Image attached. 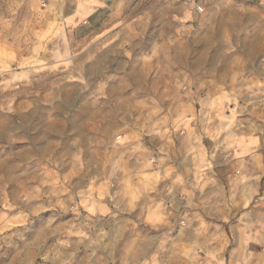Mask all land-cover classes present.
Returning <instances> with one entry per match:
<instances>
[{"label":"rangeland","instance_id":"1","mask_svg":"<svg viewBox=\"0 0 264 264\" xmlns=\"http://www.w3.org/2000/svg\"><path fill=\"white\" fill-rule=\"evenodd\" d=\"M113 1L116 3L108 5V12L69 26L63 20L69 7L64 0H0V264H218L223 256L228 259L230 246L222 252V242L203 235L218 230H212L217 229L214 225L208 228L211 219L203 213L198 215L199 208L190 209L187 223L180 213L174 216L180 203V175L166 180L162 175L150 178L133 174L138 165L143 174L158 168L159 160L163 163L168 154L175 158L172 141L179 155L178 136H184L182 130L189 124L199 126L207 141L217 132L218 123L227 119L230 108L231 112L237 110L240 118L249 108L260 112L264 103L260 100L264 96V53L252 61L239 50L244 46V36L237 35L230 25L227 0ZM184 13L188 17H182ZM62 30L68 35L66 42L72 44V80L69 63L62 68L55 65ZM104 45L115 48L102 53ZM85 72L94 75L92 82H85ZM53 90L90 92L96 115L93 119L99 128L108 124L107 135L99 128L91 133L63 132L62 144H71L72 134L91 136L98 149L101 142L107 143L110 159H116L124 169L122 175H106L108 187L129 189L128 197H121L124 204L134 201L138 193L147 194L155 188L158 204L166 208L171 197L167 193L177 191L169 201L170 210L159 212L168 219L166 225L157 229L139 226L130 210L120 216L109 213L98 219L108 221L104 228L97 227L89 243H82L76 252L70 241L61 242L72 220L70 175L46 174L58 173L60 168L67 171L72 165L67 160L59 165L21 164L15 159L5 162L8 153L22 147V135L31 134L18 131L16 142L4 130L8 126L5 115L13 111L16 102L35 101L38 93ZM141 144L151 153L141 164H130ZM225 154L220 151L218 156ZM227 165L221 166L222 170ZM250 168L253 174L263 173L260 194L251 205L261 203L253 209L264 216V168L241 164L229 171L234 186L231 192L236 201L242 197L244 176ZM209 173L211 177L206 176L194 187V204L190 206L201 207L212 201L202 194L206 190L216 195L215 174L212 170ZM218 176L228 191L226 176ZM206 183L209 189L202 188ZM20 204L38 205L40 210L27 212L19 208ZM11 223L15 227H10ZM228 223L218 224L227 229ZM41 225L47 227L46 237L36 251L30 240ZM195 227L199 238L196 242L189 238L185 243L186 235L191 237ZM197 252L205 257L204 263L190 259Z\"/></svg>","mask_w":264,"mask_h":264},{"label":"crops","instance_id":"2","mask_svg":"<svg viewBox=\"0 0 264 264\" xmlns=\"http://www.w3.org/2000/svg\"><path fill=\"white\" fill-rule=\"evenodd\" d=\"M64 3L69 7L64 10L63 20L67 25L74 26L86 18L108 12L111 10L108 5L114 4L116 1L64 0ZM227 3L231 8L229 20L232 23L230 25L234 26L232 28L236 30L237 35L244 36V46H241L239 50L244 51L246 57L252 58L253 61V58H258L260 53H264V0H227ZM103 4L107 6L101 7ZM186 16L188 17V14L184 13L182 17ZM61 36L63 39L57 46L59 60L55 62V65L62 68L65 66V62L69 63L70 80H72V44L66 42L68 35L65 31L62 30ZM114 48L113 45H104L102 53L105 50L107 53L112 52ZM251 65L252 63L248 66ZM262 65L264 66V61ZM90 72H85L86 83L92 82L94 77ZM35 96V101L32 99L28 103L16 102L13 111L5 115L8 126L4 130L6 133L9 132L16 142H19L18 131L31 133L26 136L22 135V141H20L22 147L8 153L5 162H13L15 159V162L18 161L21 164L52 163L59 165L67 160L72 165L67 171L60 168L58 173L50 171L46 174L70 175L68 199L69 202L74 203L72 204V220L69 222L70 231H67V236L62 237L61 242L68 244L70 241L71 249L76 252L82 245L89 243V239L93 237V232L97 227L104 228L108 221H100V217L109 213H118L120 216L122 213L131 211L135 218V224H139V226L145 224L152 229L161 228L165 223L167 224L168 219L161 217L159 212L165 210L167 213L170 210L172 205L169 204V201H173L172 197L177 196V191L176 194L167 193V196L171 197H168V203L167 201L165 203L166 208L158 204L157 196L159 194L155 188L150 189L147 194L144 192L138 193V196L134 194L136 195L133 198L134 201L130 200V204H124L121 197H128L129 189L123 187L124 189L116 191L108 187L109 179L106 175H122L121 171L124 169L117 164L116 159H110L107 143L101 142L98 149L97 143L93 142L91 136H74L72 134V143L62 144L63 132L91 133L100 129V132L107 135L108 124L99 128L97 121L93 119L96 115L92 108L93 103L89 101L90 92L53 90L48 93H38ZM46 100L47 103L44 102ZM260 100L264 101V96H261ZM238 114L237 110L231 112L230 108L229 113H226L227 119L218 123L217 132L213 137H207V141H204L206 135L199 129V126L189 124L187 128L183 129L184 131L182 130L184 136H178L180 137L179 155L174 150L175 144L172 141L170 148L172 154H176V159L168 154L163 157L164 164L158 159L159 169L156 167L143 174L141 166L138 165V170L133 175H148L150 178L162 175L166 180H173L180 175V186L182 185L180 195H178L180 203L174 205L176 207L174 216L180 213V217L187 223L189 222L190 209L199 208L196 212L198 215L203 213L211 219L208 228L214 225L217 229L212 230L218 231H216L217 233L209 231L203 235L208 236L211 240L222 242V252H226L230 246V250L227 252L228 259L225 261L223 256L222 261L221 259L217 260L218 264H264V216L257 214L253 209L261 203L251 205V202L260 194L259 181L263 173L253 174L252 168H250L249 174L244 176L246 187L242 197L237 201L234 193L231 192L234 186L230 181L232 174H229L232 169H236L241 164L247 166L255 164L261 170L264 168V103L261 104L260 112L256 113L255 109L249 108L246 109L243 118H240L241 116ZM220 151L226 154L218 156ZM147 153H151V150L141 144L132 154L133 160H130V164H141ZM222 159L225 161L221 162ZM224 164H228V168L222 170L224 167L221 168V166ZM218 165L220 166L219 172H216L214 169H217ZM211 170L215 174L213 181L216 184V195L206 190L202 194L212 201L205 200L206 202L201 204V207L197 204L190 206V203L194 204L191 199V194L195 193L194 187L196 184L200 185L206 176L211 177V175H207L211 174L209 173ZM127 171L128 174H132L131 171ZM220 174L225 175L229 182L228 191L225 190L224 184L221 182L222 179L218 176ZM249 182L250 184H248ZM207 186L209 187L208 183L202 188ZM152 194L154 195L151 196ZM146 195L152 198L141 199ZM37 206L20 204L19 208L31 212L40 210ZM78 213L83 214L79 215ZM98 219L100 220L98 221ZM25 221L23 220V222ZM226 222H229L227 229L221 225ZM26 224L30 225V221H26ZM197 224L196 221L194 225ZM10 227L15 226L11 223ZM46 228V225L38 226L30 240L36 251L39 250V244L46 237ZM222 229L226 234V241ZM198 233L199 230L195 227L191 237L186 235L185 243L189 242V238L194 242L195 238H199ZM217 257L215 256V259ZM190 259L196 260L197 263H204L205 257L197 252L196 256H192ZM191 264H193L192 261Z\"/></svg>","mask_w":264,"mask_h":264}]
</instances>
